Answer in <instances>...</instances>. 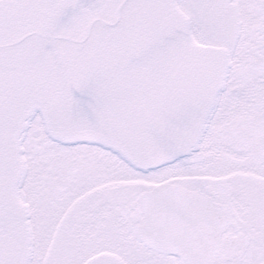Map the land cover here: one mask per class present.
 I'll use <instances>...</instances> for the list:
<instances>
[{"label":"snow or ice","instance_id":"1","mask_svg":"<svg viewBox=\"0 0 264 264\" xmlns=\"http://www.w3.org/2000/svg\"><path fill=\"white\" fill-rule=\"evenodd\" d=\"M0 264H264V0H0Z\"/></svg>","mask_w":264,"mask_h":264}]
</instances>
